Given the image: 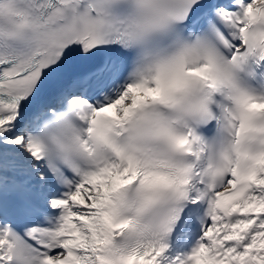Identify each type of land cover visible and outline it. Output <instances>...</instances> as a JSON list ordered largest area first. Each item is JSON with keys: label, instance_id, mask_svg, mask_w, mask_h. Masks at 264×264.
<instances>
[{"label": "snow or ice", "instance_id": "6c2138e0", "mask_svg": "<svg viewBox=\"0 0 264 264\" xmlns=\"http://www.w3.org/2000/svg\"><path fill=\"white\" fill-rule=\"evenodd\" d=\"M190 193L174 264H264V0H0V264H162Z\"/></svg>", "mask_w": 264, "mask_h": 264}, {"label": "clouds", "instance_id": "9594fccd", "mask_svg": "<svg viewBox=\"0 0 264 264\" xmlns=\"http://www.w3.org/2000/svg\"><path fill=\"white\" fill-rule=\"evenodd\" d=\"M120 227L129 229L126 239L128 243L134 244L150 238L155 224L142 211L130 210L121 217Z\"/></svg>", "mask_w": 264, "mask_h": 264}, {"label": "rangeland", "instance_id": "374dc122", "mask_svg": "<svg viewBox=\"0 0 264 264\" xmlns=\"http://www.w3.org/2000/svg\"><path fill=\"white\" fill-rule=\"evenodd\" d=\"M177 260L176 253H170L167 255V259L162 262V264H174V261Z\"/></svg>", "mask_w": 264, "mask_h": 264}, {"label": "bare ground", "instance_id": "6f19581e", "mask_svg": "<svg viewBox=\"0 0 264 264\" xmlns=\"http://www.w3.org/2000/svg\"><path fill=\"white\" fill-rule=\"evenodd\" d=\"M197 247V246H196ZM195 248V247H194ZM165 258H166V255H164V257L162 258V262L165 260Z\"/></svg>", "mask_w": 264, "mask_h": 264}]
</instances>
